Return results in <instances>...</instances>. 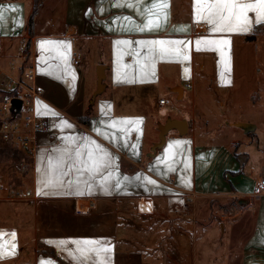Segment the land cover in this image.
<instances>
[{
	"label": "crops",
	"instance_id": "0c3cea01",
	"mask_svg": "<svg viewBox=\"0 0 264 264\" xmlns=\"http://www.w3.org/2000/svg\"><path fill=\"white\" fill-rule=\"evenodd\" d=\"M169 3L165 27L155 33H141L128 30L122 19L130 17L141 23L136 11L117 7L114 0H39L30 22L35 0H0V6L7 9L0 26V38L6 39L0 64L7 67L20 61L18 43L29 41L35 83L43 90L37 100V114L47 123V128L35 135L33 167L23 177L31 194L11 197L0 192V231L16 234L15 254L0 259V264L49 260L53 264H76L69 256L74 244L62 251L48 242L84 240H99L102 246H110L112 252L107 255L111 264H264V244L260 243L264 192H252L264 178V63L255 66L251 86L243 74L235 77L234 61L237 47L242 55L257 58L255 41L259 36L264 39V23L249 33L212 37L230 39L231 72L226 76L231 83L222 84L219 54L195 48L197 38L211 34L206 25L194 22L193 0ZM11 6L19 11L12 12ZM182 26L188 31L176 30ZM154 39L191 41L189 58L157 60L155 75L147 82H117L118 69L121 77L127 74L130 80L144 77L137 71L135 57L122 55L118 62L114 42L131 41V47L138 48L135 42ZM42 40L70 43V49L45 52L47 64H42ZM120 50L130 51L124 45ZM58 52L69 54L67 67L57 58ZM73 56L77 63L71 62ZM241 61L244 72L246 65ZM98 64L106 65L105 88L90 104ZM129 64L132 68L125 67ZM48 65L55 66L64 78L41 71ZM161 98H165L163 103ZM43 105L58 116L45 114ZM170 105L174 110H168ZM83 115L88 116L86 124L78 120ZM167 116L185 118L187 132L180 135L176 129L168 131L163 146L150 155V146L158 140L155 123ZM122 118L142 119L141 131L122 137L104 127ZM61 121L72 127L64 128ZM237 122L250 123L253 129L245 131ZM95 128L114 132L117 142L98 136ZM85 137L96 140L118 158L120 176L141 175L155 180L156 186L132 179L122 189L103 194L97 181L93 194L78 195L75 187L65 184L43 189L50 194L38 195L40 181L54 174L49 160L55 164L70 147L71 138L82 143ZM175 141L188 143L174 149L176 171L168 172L165 158ZM74 178L64 177L65 181ZM189 181L190 187H185ZM80 187L84 190L83 185Z\"/></svg>",
	"mask_w": 264,
	"mask_h": 264
},
{
	"label": "snow or ice",
	"instance_id": "6c2138e0",
	"mask_svg": "<svg viewBox=\"0 0 264 264\" xmlns=\"http://www.w3.org/2000/svg\"><path fill=\"white\" fill-rule=\"evenodd\" d=\"M117 7H128L136 11L141 18V23H135L130 17H124L123 22L129 26L128 30L138 32L155 33L162 30L169 20L170 8L169 0H114ZM3 6H0V26L5 22ZM12 12H18L16 6H11ZM252 14L251 16L249 14ZM193 15L196 24H203L208 27L211 34L209 38H197L194 41L197 51H215L219 54L220 63V79L222 84H230L231 80L226 76V73L231 72V57L229 54L230 39L216 34H237L249 33L255 25L264 23V0H193ZM18 24L22 21L18 20ZM177 31L186 32L188 28L182 26ZM133 42L126 40H117L114 42L117 48V60L122 58V55L135 57L134 63L138 66L137 71L143 74V79L130 80L127 74L121 77L119 69L117 73V82H147L149 76L155 75V63L157 60H187L188 45L191 41L186 40H140L135 43L138 48L131 47ZM127 46L130 51L121 53L120 46ZM70 49V43L57 42L50 40H42L39 42V49L42 54L41 63L47 64V60L43 58V54L50 50ZM143 52V55H141ZM57 58L62 60L65 67L69 59V54L58 52ZM126 68H132V65H125ZM46 74L53 76L56 79L64 77L57 74L56 67L48 65L47 68L41 69ZM187 68L185 73H187ZM70 74V73H69ZM75 78L74 76L72 77ZM45 109V114L51 113L53 116H58L49 109L46 105L42 106ZM102 112L104 109L102 108ZM104 114H107L106 112ZM143 123L139 118H122L112 120L104 125L107 129H113L121 134L122 137L130 136L131 132L139 133L141 131L139 125ZM64 128H71V124L67 121H61ZM94 131L100 137L110 142H117L114 132H108L101 128H95ZM138 139V138H137ZM188 142L175 141L169 145V151L165 158V166L168 172L176 171L173 167L175 164L176 152L174 149L180 148L181 145ZM70 147L63 150L59 160L53 164L49 160V168L53 170V175H45L40 181L42 189L38 195H47L49 192L43 189L62 188L67 184L69 187H75L76 194H93V185L98 181V187L103 194H111L113 188L120 190L134 179L135 181L143 180L147 185L156 186V181L137 175L134 178L122 177L119 175V166L116 157H114L104 146L91 138H83L82 143H77L75 138L68 141ZM128 147L127 142L124 143ZM135 149V145H132ZM137 155L136 152L133 153ZM67 164V167L64 165ZM75 177L65 181L64 177ZM81 185L84 190H81ZM185 187H190V181L186 182ZM15 232L0 231V259L7 258L15 254L16 248ZM60 250H66L69 244H74L75 249L69 251V256L76 264H111L110 254L112 248L110 246H102L103 242L99 240H84V241H49ZM260 243L264 244V229L261 232ZM102 256V259L100 257ZM41 264H53L52 261H41Z\"/></svg>",
	"mask_w": 264,
	"mask_h": 264
},
{
	"label": "built area",
	"instance_id": "2783aa9c",
	"mask_svg": "<svg viewBox=\"0 0 264 264\" xmlns=\"http://www.w3.org/2000/svg\"><path fill=\"white\" fill-rule=\"evenodd\" d=\"M6 45V39L0 38V52ZM20 61L13 62L4 67L0 64V141L11 145L14 151L22 155L20 158L21 171H29L33 167L36 151L35 135L38 131L47 128V123L37 114V100L43 94V90L35 83L36 74L30 62L29 41L23 39L18 43ZM72 63H77L76 57L71 58ZM21 99L20 112L11 118L12 99ZM161 103L165 98L159 100ZM21 115L22 120H16ZM13 194L15 191L3 187L0 183V192ZM253 194L264 192V178L253 187ZM24 195L31 191L26 189Z\"/></svg>",
	"mask_w": 264,
	"mask_h": 264
},
{
	"label": "rangeland",
	"instance_id": "374dc122",
	"mask_svg": "<svg viewBox=\"0 0 264 264\" xmlns=\"http://www.w3.org/2000/svg\"><path fill=\"white\" fill-rule=\"evenodd\" d=\"M257 41V42H256ZM255 41L257 48V58L255 57L251 58L249 53L247 55H242L243 53L239 50L237 47L234 52V61H235V77L238 78L239 75L243 74L247 77L248 83L252 86V79L253 77L256 78L254 75L255 66L258 62L264 63V39L262 37H257V40ZM243 59L245 66V71L242 70V61ZM168 110L172 111L174 108L170 105L168 106ZM23 117L21 115H18L16 117V120H22ZM158 120V119H157ZM161 120V119H160ZM158 122V121H157ZM259 126L263 128V124L258 119ZM157 127V123H155ZM259 131H262V129H259ZM262 140H264V136L262 135ZM22 158V155L19 152L14 151L13 147L11 145L5 144L0 141V183L3 185V187H8L10 190H14L15 192L13 194L10 193L8 196L11 197H22L19 195H24L23 191L26 190V185L23 182V177L26 175L29 171H21L20 169V163L19 160ZM35 158V155H34ZM26 196V195H24Z\"/></svg>",
	"mask_w": 264,
	"mask_h": 264
},
{
	"label": "water",
	"instance_id": "95a60500",
	"mask_svg": "<svg viewBox=\"0 0 264 264\" xmlns=\"http://www.w3.org/2000/svg\"><path fill=\"white\" fill-rule=\"evenodd\" d=\"M105 64H98L96 66V77H97V83L96 88L93 91L89 103L92 104L94 98L100 94L104 88H105ZM21 99L19 98H13L12 99V105H11V118H14L21 109ZM237 126L241 127L245 131H250L253 129V125L246 122H237L235 123ZM176 129L180 135L185 134L187 132V120L185 118H177V117H171L167 116L163 121L157 122V130H158V140L154 141L152 145L150 146V155H153L155 150L157 148H160L165 143L166 135L168 131Z\"/></svg>",
	"mask_w": 264,
	"mask_h": 264
},
{
	"label": "trees",
	"instance_id": "16d2710c",
	"mask_svg": "<svg viewBox=\"0 0 264 264\" xmlns=\"http://www.w3.org/2000/svg\"><path fill=\"white\" fill-rule=\"evenodd\" d=\"M38 1H39V0H35V5H34L33 13H32L31 16H30L29 22L31 21L32 16L34 15V12L36 11ZM78 120H79L80 122L86 124V123L88 122V116H86V115L79 116V117H78Z\"/></svg>",
	"mask_w": 264,
	"mask_h": 264
}]
</instances>
